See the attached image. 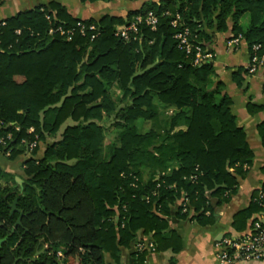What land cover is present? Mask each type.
<instances>
[{
  "label": "trees",
  "instance_id": "trees-1",
  "mask_svg": "<svg viewBox=\"0 0 264 264\" xmlns=\"http://www.w3.org/2000/svg\"><path fill=\"white\" fill-rule=\"evenodd\" d=\"M148 11L158 18L155 31L141 26L135 40L115 37L118 26ZM78 23L96 31L82 35ZM228 23L249 53L259 45L264 56V0L150 1L124 19L98 20L76 19L51 1L0 20V136L10 135L11 160L26 143L45 145L40 159L32 157L36 147L23 162L20 183L0 170V264H106V256L119 264L120 248L139 231L153 249L136 250L131 264H144L148 252L181 250L167 222L175 203L180 219L215 222L253 153L213 66H194L173 35L187 28L189 42L211 52ZM243 75L251 74H232L237 86ZM256 130L264 148V120ZM261 173L249 205L232 217L238 233L264 213V166ZM15 200L23 216L14 228Z\"/></svg>",
  "mask_w": 264,
  "mask_h": 264
},
{
  "label": "crops",
  "instance_id": "crops-1",
  "mask_svg": "<svg viewBox=\"0 0 264 264\" xmlns=\"http://www.w3.org/2000/svg\"><path fill=\"white\" fill-rule=\"evenodd\" d=\"M54 1L61 4L74 18L85 20H98L104 15L120 17L124 19L128 11L138 10L143 3L158 2L159 0H95L93 2L83 0H5L0 4V20L15 15L18 12L30 10L38 5H46ZM229 28L226 32L217 34L216 41L209 46L213 58L209 63L214 68L217 81L224 85V93L232 102L231 112L236 118V124L245 133L246 142L253 153V164L245 178L239 179L235 194L230 197L228 203L219 206L215 211V222L208 226H199L189 219L176 217L180 202L175 203L167 217L168 227L181 239L182 248L177 254L170 249L162 252H148L144 264H217L216 253L219 244L227 237H236L238 233L231 227L232 217L238 211L245 209L251 200L252 193L260 188L263 175L261 168L264 166V148L261 146L256 127L264 120V76L262 70L251 75H243L240 85H236L232 74L238 68L247 69L248 48L243 40H238L234 45ZM251 103L261 107L253 113L247 111V104ZM169 112H171L169 110ZM37 151L32 156L40 159L44 153L45 145L41 142L37 145ZM29 156L26 153L19 154L13 160L0 155V170L6 175L15 178L20 183L21 167ZM257 215L253 216L254 217ZM252 219V218H251ZM250 219V220H251ZM248 220V223L250 222ZM151 239L142 232H137L127 248H120L119 264H131L132 254L136 251L138 241ZM152 240V239H151ZM106 264H115L109 256L105 258ZM236 264H264L262 260L238 261Z\"/></svg>",
  "mask_w": 264,
  "mask_h": 264
},
{
  "label": "built area",
  "instance_id": "built-area-1",
  "mask_svg": "<svg viewBox=\"0 0 264 264\" xmlns=\"http://www.w3.org/2000/svg\"><path fill=\"white\" fill-rule=\"evenodd\" d=\"M168 15V13H165ZM179 22V16L175 15L174 19L170 22L172 27H176ZM158 23L157 16L152 12L148 11L144 14L136 15L131 21L124 22L115 29L114 35L124 41L132 38L137 39V34L141 26L149 28L151 31H155ZM79 32L83 35L86 31L95 32L96 27L90 25L84 27L80 23L77 24ZM60 34L66 35L68 38L72 34L71 31H63L60 28L57 29ZM177 42V47L183 50L187 55H192V64L194 66L201 65L203 63H208L212 60L213 54L207 50H203L200 46L194 45L189 42V30L187 28H181L175 32L173 35ZM93 38V36H92ZM240 36L234 37L230 43L234 45ZM260 50L259 45H253L251 47L250 53L248 54V66L247 69L250 74H255L263 68L264 56L258 54ZM10 139V135L0 136V155L8 158L11 153V148H5V142ZM25 141L22 140V144ZM38 142L33 141L31 143H26L25 153L31 157L34 149L37 147ZM262 195L260 194V198ZM185 206L182 212H186ZM190 214H194L190 210ZM257 220L248 228L243 234L236 237H227L222 240L219 244L216 253L217 264H236L238 261H250V260H262L264 259V227L262 226L264 222V213L260 216H255ZM153 249V241L151 239L142 240L137 242L136 250L151 251Z\"/></svg>",
  "mask_w": 264,
  "mask_h": 264
},
{
  "label": "rangeland",
  "instance_id": "rangeland-1",
  "mask_svg": "<svg viewBox=\"0 0 264 264\" xmlns=\"http://www.w3.org/2000/svg\"><path fill=\"white\" fill-rule=\"evenodd\" d=\"M106 1H107V0H106ZM108 1H111V0H108ZM241 21H242V26L245 28V26H246V24H247L246 16H243ZM168 113H170V112L168 111ZM72 124H73L72 121H70V120L66 121V122L64 123V125L60 128V130H59V134H60V132H62V130H63L67 125H72ZM138 124H139V122H138ZM104 125H105V127H107V128L109 127L108 122H105ZM160 125H161V124H159V127H158V128L155 127V130H156L158 133L160 132V129H161V128H160ZM150 126H151L150 124H147L146 127H144L143 130H147V129H149ZM113 133H114V132H113ZM113 133H112V130H110V128H109V130H108V136H107V139H106V143L109 141L110 138L113 137V135H114ZM59 134H58V135H59ZM58 135H57V138H58ZM50 140H51V139H50ZM51 141H52V140H51Z\"/></svg>",
  "mask_w": 264,
  "mask_h": 264
},
{
  "label": "water",
  "instance_id": "water-1",
  "mask_svg": "<svg viewBox=\"0 0 264 264\" xmlns=\"http://www.w3.org/2000/svg\"><path fill=\"white\" fill-rule=\"evenodd\" d=\"M209 63V62H208ZM210 64V63H209ZM211 65V64H210ZM10 214L12 215L14 212H17L19 214V217L14 225V228L17 226V225H20V220H21V217L23 216V213L19 210L16 209V200L13 202V204L10 206ZM4 241V239H0V246L2 244V242Z\"/></svg>",
  "mask_w": 264,
  "mask_h": 264
}]
</instances>
